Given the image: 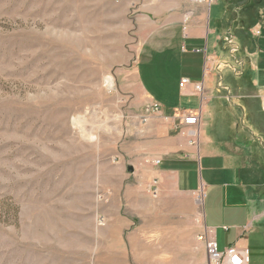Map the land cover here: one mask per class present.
<instances>
[{
	"label": "rangeland",
	"instance_id": "374dc122",
	"mask_svg": "<svg viewBox=\"0 0 264 264\" xmlns=\"http://www.w3.org/2000/svg\"><path fill=\"white\" fill-rule=\"evenodd\" d=\"M149 6L0 0V264H196L202 210L220 227L244 222L230 208L249 205L247 189L228 202L208 190L203 205L201 191L151 192L160 135L133 65L147 37L161 44L167 33L137 35L134 17L157 24L167 5ZM157 101L166 111L174 100ZM261 223L242 239L249 264H264Z\"/></svg>",
	"mask_w": 264,
	"mask_h": 264
},
{
	"label": "crops",
	"instance_id": "0c3cea01",
	"mask_svg": "<svg viewBox=\"0 0 264 264\" xmlns=\"http://www.w3.org/2000/svg\"><path fill=\"white\" fill-rule=\"evenodd\" d=\"M133 2L146 9L167 5L157 24L155 17H134L137 35L159 27L167 33L161 44L154 40L156 33L147 37L140 49L143 54L133 65V77L148 103L159 105V97L174 100L166 111L159 107L152 118L160 138L148 156L151 176L158 179L159 192L197 196L203 187L202 205L208 190L221 188L222 200L228 202V197L238 196L234 190L247 189L252 195L249 205L230 208L242 210V224L220 227L202 210L197 231L207 232L220 249L246 247L242 239L253 221L263 222L264 231V0ZM139 22L148 24L144 33ZM143 63L145 76L140 71ZM172 66L175 75L169 74ZM181 78L188 79L182 87ZM195 84L203 88L201 105ZM182 111H199V124L180 126L176 115ZM238 117L244 126L239 127ZM222 230L231 235L225 243L218 241Z\"/></svg>",
	"mask_w": 264,
	"mask_h": 264
},
{
	"label": "built area",
	"instance_id": "2783aa9c",
	"mask_svg": "<svg viewBox=\"0 0 264 264\" xmlns=\"http://www.w3.org/2000/svg\"><path fill=\"white\" fill-rule=\"evenodd\" d=\"M193 2H205L207 4H211L216 2L217 0H191ZM229 44L230 43V40ZM234 49V48H233ZM188 83L187 78H181L179 82V86L182 87ZM194 88L197 92L200 93L201 100L200 105L204 103L205 96L203 95V88L201 84H195ZM153 111L157 112L159 110L158 104L152 105ZM199 111H182L176 115V118L179 119L180 126L186 127H195L199 124ZM159 161L156 160V163ZM151 192L156 194L158 192V179L153 178L150 184ZM203 192V187L200 189ZM99 221H103L101 218ZM197 238L203 242L204 244V259L201 262L196 264H249V250L247 247H237L235 245H230L222 250L218 248L217 242L209 238L207 232L197 235Z\"/></svg>",
	"mask_w": 264,
	"mask_h": 264
},
{
	"label": "bare ground",
	"instance_id": "6f19581e",
	"mask_svg": "<svg viewBox=\"0 0 264 264\" xmlns=\"http://www.w3.org/2000/svg\"><path fill=\"white\" fill-rule=\"evenodd\" d=\"M108 82V84L110 85V87L112 86V83H111V79L110 78H107L106 80ZM201 201V200H200Z\"/></svg>",
	"mask_w": 264,
	"mask_h": 264
}]
</instances>
